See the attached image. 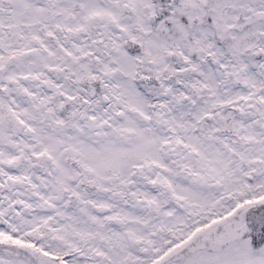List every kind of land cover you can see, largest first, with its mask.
<instances>
[{
    "label": "snow or ice",
    "instance_id": "obj_1",
    "mask_svg": "<svg viewBox=\"0 0 264 264\" xmlns=\"http://www.w3.org/2000/svg\"><path fill=\"white\" fill-rule=\"evenodd\" d=\"M0 264H264V0H0Z\"/></svg>",
    "mask_w": 264,
    "mask_h": 264
}]
</instances>
